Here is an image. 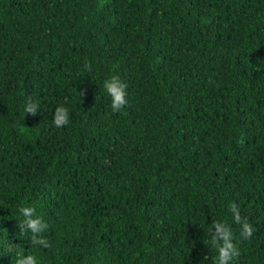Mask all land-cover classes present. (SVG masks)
I'll return each mask as SVG.
<instances>
[{"label":"trees","instance_id":"obj_1","mask_svg":"<svg viewBox=\"0 0 264 264\" xmlns=\"http://www.w3.org/2000/svg\"><path fill=\"white\" fill-rule=\"evenodd\" d=\"M226 231L264 264V0H0V264H219Z\"/></svg>","mask_w":264,"mask_h":264},{"label":"clouds","instance_id":"obj_2","mask_svg":"<svg viewBox=\"0 0 264 264\" xmlns=\"http://www.w3.org/2000/svg\"><path fill=\"white\" fill-rule=\"evenodd\" d=\"M128 85L123 83L118 76L113 75L110 79L105 80L104 88L107 94L111 97V109L114 113L120 112L124 106L128 103L127 100V89ZM37 104H34L31 100L28 101L25 111L28 114L36 115L37 112ZM54 125L56 127H61L67 125L69 123V112L68 109L60 106L56 109L54 115ZM236 207L235 204L231 206ZM24 215L29 216L33 212V208L31 207H23ZM239 215L237 214L235 220L237 223H241L238 219ZM29 227L33 230H37L36 222H31ZM253 234V228L247 220H244L242 223V232L241 235L244 239H248ZM224 245L218 249V258L219 264H230V261L239 256V250L236 245L232 241V234L230 231H226L223 236ZM44 244V247L47 248L48 244L44 241H41ZM33 260V256H28V261H20L19 264H31Z\"/></svg>","mask_w":264,"mask_h":264}]
</instances>
